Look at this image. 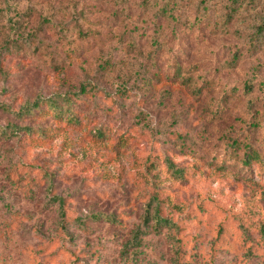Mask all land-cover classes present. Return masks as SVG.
Here are the masks:
<instances>
[{
  "label": "rangeland",
  "instance_id": "374dc122",
  "mask_svg": "<svg viewBox=\"0 0 264 264\" xmlns=\"http://www.w3.org/2000/svg\"><path fill=\"white\" fill-rule=\"evenodd\" d=\"M263 22L264 0H0V264H264Z\"/></svg>",
  "mask_w": 264,
  "mask_h": 264
},
{
  "label": "trees",
  "instance_id": "16d2710c",
  "mask_svg": "<svg viewBox=\"0 0 264 264\" xmlns=\"http://www.w3.org/2000/svg\"><path fill=\"white\" fill-rule=\"evenodd\" d=\"M262 26L264 27V22L262 23ZM244 89H245V91H250L253 88H252V85H250V83H248V84L244 85ZM249 103H251V101ZM39 104H40L39 100H35V101L31 102V103H26V104L23 105V107L25 109L22 107V111H26V112L29 113V112L33 111V109L37 108L39 106ZM56 108H57V105L54 103L51 106V109H56ZM66 120L70 121L71 123H76L77 122L76 117H74V115L71 114V113L67 114ZM23 129L25 131H31V129L29 127H27V126H25ZM16 130H17V126H15V125H10L8 128H0V135H2V136L4 135L5 136V135H10V134H15ZM93 135L97 136L98 138L105 139L104 137H105L106 133L102 129L98 128L96 131L93 132ZM124 142H125L124 138L123 139L119 138V140H118V142L116 144V148H118L119 146L123 145ZM242 161L245 164H250L252 161H258V162H261L262 164H264V158L262 156H260L258 152L252 151V150H247L246 151V154L243 156ZM167 165H168V168H169L170 172L173 175H175L177 177L183 176V170L178 168V167H176L174 163H172L171 161H168ZM155 167H156V162L153 161V160L152 161L151 160L148 161L145 164V166H144L146 171L153 170V169H155ZM156 200H157V198H156ZM156 200H155V202H154V200H151V201L148 202V204H147L148 207L146 209L145 220L146 221L147 220H152L153 223H154V227L155 228L163 226V225L176 227L177 225L174 224V222L171 221L169 223L168 222L169 221L168 218H164V217L161 216V214L159 212V210L161 209V206L159 204V200H157V201ZM153 203H154L155 208L152 211L151 209H152ZM94 217L96 219H100V218L104 217L105 219H108L110 221H114L115 220V216L111 215V214L97 213V214H94ZM260 232H261V235H262L263 241H264V228L263 227L260 228ZM219 233H221V232H219Z\"/></svg>",
  "mask_w": 264,
  "mask_h": 264
}]
</instances>
